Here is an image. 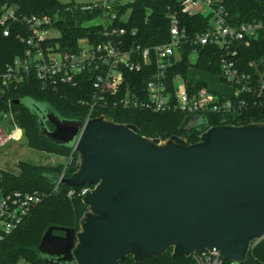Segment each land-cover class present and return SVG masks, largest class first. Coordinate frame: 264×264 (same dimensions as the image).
<instances>
[{
    "label": "water",
    "instance_id": "95a60500",
    "mask_svg": "<svg viewBox=\"0 0 264 264\" xmlns=\"http://www.w3.org/2000/svg\"><path fill=\"white\" fill-rule=\"evenodd\" d=\"M14 102L38 116L41 135L75 147L77 169L62 183L94 185L79 230L49 227L40 260L122 264L132 256L141 263L172 249L173 257L208 250L243 264L264 240V122L209 127L205 116H191L183 130L208 129L190 143L179 135L150 138L106 115L85 122L30 98Z\"/></svg>",
    "mask_w": 264,
    "mask_h": 264
},
{
    "label": "built area",
    "instance_id": "2783aa9c",
    "mask_svg": "<svg viewBox=\"0 0 264 264\" xmlns=\"http://www.w3.org/2000/svg\"><path fill=\"white\" fill-rule=\"evenodd\" d=\"M176 1L185 14L210 16V26L195 37V42L201 46L213 45L222 51L221 72L213 74L229 85L231 91H215L202 80L192 83L189 74L187 77L181 74L169 76L170 68L183 59L184 44L191 39L171 7L168 13L170 40L144 46L136 41L139 34V27L133 23L136 0L70 3L67 10L93 14L83 26L98 28V31L79 38L74 47L64 48L59 42L54 43L61 37V30L55 25L59 16L24 14L14 0H0V34L9 37L16 31L17 38L27 47L25 54L0 66V92L17 86L34 74L44 89L90 85L91 98L82 100L90 108L85 122L116 109L182 112L191 117L238 112L247 106L245 95L257 94L264 102V83L255 84L252 75L238 69L235 47L239 43L249 46L264 29V20L253 19L233 25L222 0ZM55 30L60 36L53 35ZM98 35L103 39L96 40ZM197 59L195 50L191 56L192 67ZM250 65L256 67L254 61ZM143 71L149 74V80L142 87L133 75ZM200 83L204 85L199 87ZM6 120L12 127L9 139L19 140L23 130L12 112ZM76 152L74 147L66 168L73 162ZM64 175L65 171L56 182L54 191L59 189ZM93 188L94 185L78 190L72 188L68 196L78 193L84 198ZM47 196L46 192L39 190L5 192L0 189V246ZM190 257L195 264H226V257L217 251L206 250Z\"/></svg>",
    "mask_w": 264,
    "mask_h": 264
},
{
    "label": "trees",
    "instance_id": "16d2710c",
    "mask_svg": "<svg viewBox=\"0 0 264 264\" xmlns=\"http://www.w3.org/2000/svg\"><path fill=\"white\" fill-rule=\"evenodd\" d=\"M19 11L24 14H39L42 16H59L60 20L55 23L61 30V37L54 40L59 42L64 48L74 47L77 40L90 35V32L98 31V28H86L84 23L94 15L83 13L76 10H67L70 4H63L59 0H14ZM134 5L133 23L139 27V34L136 41L144 46H153L165 43L170 40V20L168 18L169 7L177 12L180 25L188 31L191 39L183 46V59L169 70V76L174 77L181 74L187 77L190 68L193 66L191 56L195 50L198 52V59L195 67L209 73H220V57L222 51L213 45L201 46L195 42V37L206 31L210 26V16L201 14L190 16L182 12L181 4L176 0H136ZM222 5L228 12L229 22L238 25L253 19L264 20V0H222ZM103 38L96 36V40ZM237 67L241 72L252 75L254 83H264V29L259 36L247 46L239 43L236 46ZM26 45L22 43L16 35V31L9 37L0 34V66H5L15 57L26 52ZM254 61L256 67L250 63ZM140 83L145 86L149 80L146 72L133 75ZM204 85L200 83L198 86ZM91 86H69L62 85L58 89H44L34 75H31L24 82L13 86L10 89L0 92V117L5 121L6 116L13 110V115L22 128L26 127V133L31 137L47 142L51 147L61 149L70 157L74 147L61 146L54 144L46 136L41 135L38 124V116L27 105L16 104L17 99L30 98L38 103L47 104L52 110L57 112L62 118L85 120L89 113V107L82 103V100L91 98ZM247 100L246 108L230 114H211L203 115L207 118L209 127L235 124L245 125L253 122H264V102L257 94L245 95ZM108 118L114 119L118 123L135 124L139 133L150 138L167 139L174 135L183 136L190 143L200 140L202 133L208 128L205 125L194 127L192 130H183L182 127L189 117L182 112H162L154 113L148 110H125L116 109L105 112ZM28 116L29 121L25 124L23 116ZM202 117V116H200ZM49 127H54L50 122ZM78 153L74 154L73 162L66 168V164L61 170H41L24 166V176L5 175L0 181V189L9 192L14 190L46 192L48 196L37 206L28 219L11 234L0 246V264H17L20 258H26L34 264H50L40 260L39 245L42 238L38 241L32 238L30 227L34 215L43 209L47 201L55 203L57 201H77L76 211L68 205H62L63 215L58 214L59 221L51 226L71 227L79 230L80 219L87 211V206L83 203V197L78 193L69 197L68 193L72 188L77 190L80 187L60 185L54 191V177H60L65 171L66 177H71L77 169ZM67 207V208H66ZM57 211H54L56 215ZM55 217V216H54ZM50 226V227H51ZM27 229L26 234L23 233ZM61 232V231H55ZM63 233V232H61ZM34 239V240H33ZM173 250L169 249L164 255L149 258L141 263L135 262L132 256H128L122 264H195L191 257H173ZM226 264L232 261L226 257ZM243 264H264V240L254 242L248 254V259Z\"/></svg>",
    "mask_w": 264,
    "mask_h": 264
},
{
    "label": "rangeland",
    "instance_id": "374dc122",
    "mask_svg": "<svg viewBox=\"0 0 264 264\" xmlns=\"http://www.w3.org/2000/svg\"><path fill=\"white\" fill-rule=\"evenodd\" d=\"M63 4L82 3L92 0H59ZM53 35L60 36L58 30L52 31ZM189 81L196 82L202 80L207 82L209 87L219 92H229L231 87L223 84L219 78L213 73L201 71L192 67L189 72ZM9 112H13L10 108ZM30 118L23 116V122L26 124ZM21 127V126H20ZM11 124L8 120H1L0 117V181L5 175L24 176V166L38 168L41 170H61L68 161V156L61 149L51 147L47 142L39 140L36 137H31L26 133V127L22 128L23 133L18 140L9 139L8 134L11 130ZM77 201L70 202L57 201L51 203L47 201L43 209L38 211L31 223L30 231L32 238L38 241L46 233L48 228L59 221L58 214L63 215L62 210H59L62 205H68L76 211ZM67 208V207H66ZM56 212V215L54 214ZM55 216V217H54ZM27 229L23 233L26 234ZM33 239V240H34ZM17 264H34L26 258H20Z\"/></svg>",
    "mask_w": 264,
    "mask_h": 264
},
{
    "label": "flooded vegetation",
    "instance_id": "af4514ba",
    "mask_svg": "<svg viewBox=\"0 0 264 264\" xmlns=\"http://www.w3.org/2000/svg\"><path fill=\"white\" fill-rule=\"evenodd\" d=\"M50 130H54L55 129V126L52 128V127H49ZM55 234L57 235H64V233H61V232H56Z\"/></svg>",
    "mask_w": 264,
    "mask_h": 264
}]
</instances>
